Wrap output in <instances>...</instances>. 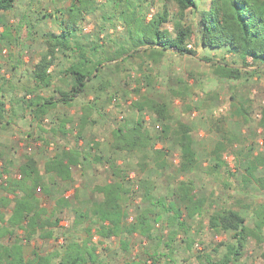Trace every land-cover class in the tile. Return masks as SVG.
Returning <instances> with one entry per match:
<instances>
[{"label":"rangeland","instance_id":"obj_1","mask_svg":"<svg viewBox=\"0 0 264 264\" xmlns=\"http://www.w3.org/2000/svg\"><path fill=\"white\" fill-rule=\"evenodd\" d=\"M71 1L15 0L12 12L0 13V100L6 104L5 111L1 113L3 117L0 118V134H5L0 137V185L6 186L9 180H14L10 178L12 173L21 178L19 167L18 171L13 169L20 163L24 164V157L27 156L37 161L45 186L50 190H59L74 206L77 199L84 201L91 198L94 187L117 181L109 169L108 161L113 157L128 172L125 185L135 187L132 195L125 197L128 222H135L139 206H149V203L144 205L141 201L143 192L137 187L139 182L155 186L156 197L162 196L168 202L174 201L176 182L173 178L168 179L167 175H170L179 181L193 180L198 196L215 195L216 209L228 206L239 211L248 218V225L254 227L256 212L264 206V190L257 182L264 175V169L260 167L249 174L246 167H250L256 157L264 161V129L259 126L260 112L264 107V79L261 75L252 74L255 66L251 62L242 69L240 80L218 79L216 70L219 64L242 67V60L226 49L203 47L199 43L198 32L195 41L188 46L192 54H180L162 48L135 53L133 40L129 38L132 37V26L126 23L128 16L116 14L112 2L97 0L96 11L90 12L85 20L78 21L82 31L73 43L87 48L96 45L97 53L88 49L89 56L93 60L104 61L103 70L99 76L86 83L84 92L71 105L59 103L42 122L33 121L31 108L23 106L21 102L25 96L24 87L28 88L34 67L46 52V34L60 33L64 27L63 22L68 21L66 9ZM198 2L202 9L208 5L209 0ZM134 3L137 8L140 4L141 12L138 13L141 15L143 12L147 19H151V14H155L160 7L157 0ZM198 15L188 13V22L194 24L195 29H198ZM165 28L172 31L171 24ZM114 51H118V56H123L115 60V64L107 63ZM60 58L58 65L51 68L57 78L58 72L68 66V58L61 53ZM73 58L77 59L75 56ZM66 80L70 82L71 79ZM139 86L140 90H145L144 93L141 91L143 96L136 92ZM151 86L154 88H149ZM57 90L68 91L61 79L54 82L53 89L43 90L40 95L43 98H60ZM152 98L171 105L174 126L179 121L192 126L198 158L192 174H178L176 166L180 161V152L169 140L160 141L155 146L158 150L164 146L169 151V167L162 174V171L155 174V169L151 171V168H155L152 162L153 151H147L149 167L142 170L140 165L146 162L142 154H124L113 149V130L123 126L131 129L140 117L145 119V129L154 140L161 135V125L156 115L147 110L140 114L132 107V104ZM94 100L97 106H93L95 109L87 113L88 122L85 129L81 130V118L86 117L84 108ZM62 121L69 123L65 129L67 134L60 127ZM220 143L223 147L218 153L216 147ZM76 144L84 146L91 158L99 155L101 162L90 159L84 163L83 168H74L73 186L64 185L60 181L52 184L53 178L44 174L45 163L56 153L73 148ZM15 153L22 154L23 161L14 159ZM217 155L221 156L220 159H217ZM75 185L80 186L77 192L72 189ZM75 193L77 199L73 196ZM1 196H5L3 191H0ZM9 198H13V195L10 194ZM38 198L50 213L54 200L43 191H38ZM163 218L165 220L167 215ZM74 219L75 214L71 209L65 211L60 229L54 233V237L42 239L36 236L30 242H24L26 254L30 256L33 250L45 256L63 254L69 244L77 242L86 243L95 249L102 264H153L150 256L157 260L160 258L155 264H199L196 255L200 250L201 253L219 259L226 252V247L218 245L232 241L230 235L216 234L209 230L206 219L201 230H197L195 221L185 219L193 227L187 235L195 240L191 251L181 242V238L186 236L183 232L169 246L171 238L168 231L163 229L164 221L153 225L150 239L137 234L126 236L123 250L117 238L103 239L96 235L88 239L84 227L73 229ZM18 233L19 236L23 235L21 231ZM7 241L8 238L4 240ZM164 242L168 243V247ZM216 248L217 252L214 251ZM263 254L264 242L260 244L252 240L240 264H264ZM60 262V257L52 260V264Z\"/></svg>","mask_w":264,"mask_h":264},{"label":"trees","instance_id":"obj_2","mask_svg":"<svg viewBox=\"0 0 264 264\" xmlns=\"http://www.w3.org/2000/svg\"><path fill=\"white\" fill-rule=\"evenodd\" d=\"M105 1L113 3L116 14L123 13L124 16H128L126 23L132 26L130 30L132 37L129 38L133 40L132 47L135 53H146L152 48H162L180 54H192L193 51L188 46L195 41L198 32L199 43L203 47L226 49L228 53L238 55L242 60V67L219 64L216 70L218 79L240 80L242 69L248 67L250 62L255 66L252 74L261 75L264 79V0H209L208 5L202 9L198 0H157L159 10L151 14L149 20L143 12L141 15L138 13L141 12L140 4L137 8L134 2L140 0ZM14 3L15 0H0V13L12 12ZM96 3L97 0H72L66 9L68 21L63 22L62 31L46 34V52L35 65L32 79L28 82V88L24 87L25 96L21 100L23 106L31 108L34 122H42L59 103L71 105L84 92L86 83L99 76L103 70L104 61L93 60L89 56V50L97 53L96 45L87 48L73 43L78 33L82 31L78 21L85 20L90 12L94 13ZM188 13H199L196 23L198 29L188 22ZM168 24H171L172 31L165 28ZM4 32L5 28L2 29V34ZM60 53L68 58V66L58 72L59 78H57L51 68L56 67L60 62ZM117 53L118 51H114L111 53L112 56L109 54L110 59L107 63L115 64V60L123 56H118ZM74 56L77 59H74ZM66 78H70V82ZM57 79H61V83L68 91L57 90L61 95L60 98H43L41 92L53 89ZM132 105L140 114L147 110L156 115L161 123V135L156 136L154 140L150 132L145 129L144 118L140 117L131 129L123 126L113 131V149L124 154H142L146 158V162L140 165L142 170L149 167L147 151H153L152 162L155 168H151V171L155 169V174H159L157 171H162L160 172L162 174L169 167L167 158L169 151L164 146L160 150L155 149V146L160 141L169 140L180 152V161L176 166L178 174L180 176L192 174L198 163L192 126L180 121L174 126L169 105L166 103L147 99ZM4 106H6L5 102L0 100V118L3 117L1 113L5 111ZM93 106H97L95 100L84 108L86 117L81 118L79 124L81 130L85 129L88 122L87 113L95 109ZM260 114L259 126L264 129V107ZM68 124L67 121H62L60 124L64 134H67L65 129ZM222 147L220 143L216 151L220 153ZM90 155L85 152L84 146L76 144L73 148L62 150L51 157L45 163L44 174L53 178L52 184L56 181L64 185L70 184L74 181V168H83L84 163L90 159L97 163L101 162L99 155L93 158ZM216 157L220 159L221 156ZM108 163L117 181L95 187L92 197L87 200L81 201L75 198L77 204L73 206L68 198L60 194L61 192L56 189L50 190L47 185L45 186L44 176L38 168L37 161L28 158L26 164L19 170L20 180H9L6 186L0 185L2 189L0 191L5 194L0 197V264H52V260L56 257L61 258L60 264L99 263L95 249H91L86 243L73 242L67 246L63 254L56 253L53 256L41 255L34 250L30 256L26 254L24 242H30L36 236L42 239L54 237V233L60 229L62 215L70 209L75 214L73 229L84 227V232L90 240L96 235L103 239H120V247L123 250L126 246L124 242L127 240L126 236L137 234L150 239L154 226L164 221L163 229L168 231V236L171 238L169 246L175 243L179 233L183 232L186 236L181 238V242L186 244L188 251H191L195 240L187 236L193 230V227L187 224V220L195 221L197 230H201L206 219L209 230L216 234L230 235L232 241L218 245V247H226V252L219 259L201 253L200 250L196 255L199 264H240L247 255L250 241L254 240L260 244L264 242V206L256 212L257 220L254 227H250L247 223L248 218L241 212L228 206L216 209L215 195L198 196L193 180L179 181L177 177L170 175H167L168 179L173 178L176 182L174 201L168 202L162 196L156 197L155 186L139 182L137 187L143 192L141 201L144 205L149 203V206H139L140 211L136 215L135 222H128L125 197L129 198L135 187L125 185L129 175L127 170L118 165L116 158H110ZM260 167L264 169V161L256 157L251 161V166L246 167V171L252 174ZM257 182L264 190V175L259 177ZM38 191H43L54 200L50 213L42 206ZM10 194L13 195L11 199ZM165 215L167 218L164 220ZM175 226L178 230L174 229ZM19 231L23 233L22 236H19ZM7 238L9 241L4 242ZM164 245L168 247L167 242H164ZM217 249L214 251L217 252ZM150 259L153 264L160 260L151 256Z\"/></svg>","mask_w":264,"mask_h":264},{"label":"crops","instance_id":"obj_3","mask_svg":"<svg viewBox=\"0 0 264 264\" xmlns=\"http://www.w3.org/2000/svg\"><path fill=\"white\" fill-rule=\"evenodd\" d=\"M148 20H149V19H148ZM234 67H235V66H234ZM241 75H242V74H241ZM149 86H150V85H149ZM140 87H141V86H139V87L136 88V92L139 94V96H143V95H144L143 93L145 92V90H143V91L140 90ZM149 88H152V89H153L154 86H151V87H149ZM141 91H142L143 93H142ZM162 99H163V98H162ZM151 100H154V101H156V102H160V103H166V104H168L167 102H163V101L155 100V99H153V98H152ZM170 102H171V101H170ZM168 105H169V106H168V107H169V113H170V115H171V105H170V104H168ZM7 107H8V106H7ZM132 107H134V109L136 110L135 106H132ZM108 108H109V107H106V109H108ZM138 119H139V118H138ZM138 119H137V120H138ZM137 120H136V121H137ZM144 120H145V119H144ZM93 122H95V121L93 120L92 123H93ZM158 122H159V121H158ZM159 123H160V122H159ZM160 125H161V123H160ZM113 131H114V130H113ZM3 135H5V134H3V133L0 134V137L3 136ZM21 156H22V154L17 155V153H15V154H14V159L19 160V161H20V160L23 161V159L21 158ZM12 158H13V157H12ZM25 158H26V162H27L28 157L25 156L24 159H25ZM11 160H12L13 163H16L15 161H13V159H11ZM26 162H25L24 164H26ZM9 163L11 164V161H10ZM24 164H23V163H20V165H18V166L16 167V169H15V168H14V169L12 168V169H13V170H17V168L19 167V168H18V170H19ZM0 165H2V164H0ZM10 168H11V167H10ZM18 170H17V171H18ZM13 175H14L13 173L10 174V178H13V179H15V180H20V177L18 178V177L13 176ZM73 177H74V173H73ZM3 180H4V179H3ZM73 180H74V178H73ZM72 184H73V182L70 183V184H67V186H73ZM104 185H105V184H104ZM104 185H101V186H104ZM79 187H80L79 185H75L72 189H73L74 192H77L78 189H79ZM96 187H97V186H96ZM94 188H95V187H94ZM94 188H93V189H94ZM58 191H59V190H58ZM73 196L76 198L77 193L73 194ZM66 198H67V197H66ZM99 263L102 264L101 262H99ZM99 263H98V264H99Z\"/></svg>","mask_w":264,"mask_h":264}]
</instances>
